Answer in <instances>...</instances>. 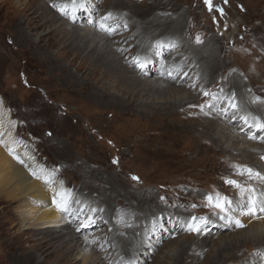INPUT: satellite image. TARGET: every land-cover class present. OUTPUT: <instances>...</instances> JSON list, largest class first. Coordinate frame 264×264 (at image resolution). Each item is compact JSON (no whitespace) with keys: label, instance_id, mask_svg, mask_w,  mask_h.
Masks as SVG:
<instances>
[{"label":"rangeland","instance_id":"374dc122","mask_svg":"<svg viewBox=\"0 0 264 264\" xmlns=\"http://www.w3.org/2000/svg\"><path fill=\"white\" fill-rule=\"evenodd\" d=\"M42 1L44 6L49 7L48 9L55 10L51 0ZM68 1L80 2L81 0ZM84 1L82 7H77L79 10L82 9L80 14L75 8L70 10L67 0L64 1L66 3L64 7L56 8L60 13L63 10L64 16H59L60 20L70 16L69 29L78 27L99 31L101 24L109 27L112 21V24L115 22L112 29L114 31L119 29L123 37H128L134 32L130 27L122 31L121 23L128 24L123 16L118 17L119 19L109 17L113 12L111 7L117 0ZM148 1L152 2L136 0L139 3ZM127 2L131 1L127 0ZM25 4L26 0H0V109H2L0 114L4 113L7 123L4 119L3 123L5 122L8 127L5 128L2 125L0 134L5 135L11 131L15 138L17 137L25 144L34 158L29 165L35 163V166L32 165L28 170L41 165L43 171H48L45 176L53 180L55 192L62 193L57 205H63L61 207L63 221L67 218L66 213L70 214L73 210H75L73 215L78 219L76 223L71 222L70 226L74 224L73 228L76 229L83 228L81 221L89 210L98 218L79 235V239L84 240L82 251L87 254L92 251L98 259L102 255V251L97 250L93 243H89L88 238L91 237L98 247L101 246L98 238L104 233H111L112 229V223L109 225V218L111 220L112 217H108L107 211L113 213L115 209L129 206L125 192L144 194L150 191L153 200L160 203L167 213L173 215L171 218L168 214H151V219L154 218L156 223L151 220L153 226L149 230L151 233L147 235L150 243H147L142 250L136 251L139 262L140 260L142 262L140 258L146 259V256H149L146 252L155 251L153 254L158 255L159 263L162 261L163 264H171L172 260L166 257L168 253L176 254V251L180 250L181 243L185 242L189 245L194 237L211 236L212 241H223L222 235H228L230 239L242 236L241 233L238 235L234 233L238 230L250 233L251 221L264 217V212L259 208V206L264 207V179L261 178V174H264V154L260 157H249L247 154L251 148L259 146L260 143L264 146L263 132L259 133L250 127L241 134L224 133L221 140L225 147L218 149L220 147L216 148L214 142L208 140L200 131V129L203 130L202 127L197 126L199 133L188 127L191 126L189 121L204 125L203 121L198 120L197 115L190 117L202 107H205L207 111L208 109L220 110V106L213 108L210 105L208 96L223 91L221 86L228 85V79L232 75L240 77L247 95L252 97L250 100L260 104L264 116V0H209V3L205 0H163L158 8L159 12L155 14L161 12L168 17L174 18L176 15L180 17L181 39L184 43L194 48H201L209 43L210 49L214 48L220 69L210 77L207 74L204 86L198 84L196 61H191L188 67L194 71L193 81L197 83V86L193 84L191 78L187 77L184 81L187 82L188 87L182 95L195 96L192 104L173 110L168 108L160 112L150 109L143 112L136 105L125 109L123 106L111 104L106 99L104 102L93 100L91 83L96 81L92 78L93 75L78 72L75 78H68L62 71L57 70L58 67L54 68L55 63L58 64L57 66H68V58L58 55L61 52L60 48L47 47L44 42L41 44L42 48L31 47L26 44V40L20 38L17 23L25 27L27 36L31 39L36 40L45 35L42 34L43 30L30 32L27 29L26 17L23 14ZM150 5L153 6L154 3ZM113 13H115L114 16L117 15L116 10ZM228 21L232 22L231 26L228 25ZM106 33L103 30L100 32L102 37ZM113 35L107 34L110 38ZM158 41L161 42V46L165 43L170 44V42ZM136 44L137 41L128 40L124 47L128 48ZM161 46L158 49L156 47V51L153 49L154 53L150 51L153 57L149 58L148 62L144 61V66L154 64L153 61L161 59V56L168 52L176 54L179 50L174 46H167V51H163ZM137 52L138 49H134L132 56L134 55L137 66H141L143 62H139L140 59L135 56L138 55ZM169 53L167 56L171 55ZM130 56L131 54L126 53L125 58L129 59ZM74 65L70 66L73 72L77 63ZM164 71L167 76H170L171 72ZM177 77L179 76L174 77L176 81L184 83ZM229 80L233 82L234 78ZM111 82V79H102L99 89L111 88V92L114 90L120 95V92L112 89ZM95 87L98 88L94 85ZM221 94L225 96L223 92ZM123 98L127 100L126 96ZM150 99L155 100L153 103L155 102L154 104L158 106L162 101L157 100L154 95ZM166 99L170 101L172 98L167 96ZM225 101H227L226 98ZM238 110L233 109L241 113V110ZM202 112L208 115L205 110ZM221 117L225 118V114L222 113ZM254 121L262 124L258 120ZM262 130L264 131L263 128ZM248 169L252 170L251 174ZM257 173L259 175H256ZM134 177L136 179H133ZM228 181H235L236 184H230ZM107 183L115 186L117 196L110 195V201H106L105 209L103 201L97 198L98 193L95 192L91 199L87 198L86 194L92 192L97 186L98 188L108 186ZM84 188L86 191L81 193ZM257 188L259 190L255 195L253 194L256 198L251 200L250 197ZM210 196L211 203L208 199ZM217 199L223 204V211L215 207ZM253 202L255 212L248 214V208L253 205ZM16 207L17 203L6 201L0 194V264H10L2 245L6 240L13 239V245H22L26 250L32 248L31 243L26 241L32 233L31 230L19 225L16 226L17 228H11L12 222L9 216L17 210ZM101 207L105 210V214ZM179 213H183L185 217L180 218L174 215ZM208 217L222 219L225 224H229L230 221L234 226L227 224L226 227L229 229H224L220 233L210 223L202 222L206 225H198L201 234L196 232L197 234L193 235L191 232L193 224H198ZM164 218H166L165 221H163ZM237 220L243 226H237L235 223ZM174 228H177V232L171 233ZM160 231H164V235L157 241L152 240L151 237L158 236L156 233ZM106 242L104 241L103 244ZM169 242L172 244L168 245ZM255 250V248L244 247L234 259L226 260L229 261L226 264H236L240 261L238 256L243 254L249 255L250 264L264 263V252L258 253ZM207 252L206 248L200 252V261L197 264H200ZM188 253L183 256L186 257ZM257 253L262 255L261 261L253 258ZM42 260L43 256L37 254L35 261ZM56 262L57 259L51 257L50 261L43 264ZM77 264H80V260Z\"/></svg>","mask_w":264,"mask_h":264},{"label":"bare ground","instance_id":"6f19581e","mask_svg":"<svg viewBox=\"0 0 264 264\" xmlns=\"http://www.w3.org/2000/svg\"><path fill=\"white\" fill-rule=\"evenodd\" d=\"M64 1L65 0H51L50 2L53 3L52 7H55V10H51L48 9L49 7L47 8L44 6L42 0H26V4L23 8V14L26 17L27 29L30 32L34 30H43L42 34L45 35L42 37H39L36 40L31 39L29 36H27L28 32L26 31L25 27L22 26V24L17 23L16 26L18 27L20 38L26 40V44L29 46L41 47V44L44 42V45L47 47L57 46L60 48L61 52L58 55L63 58H68V66H57L58 64L55 63L54 68L56 69V67H58L57 70L62 71L63 74L68 78H75L77 75L76 73L78 72L89 76L93 75L92 78L96 81L91 83V91L93 92V100L95 101L104 102L106 99L110 101L111 104L123 106L125 109L136 105L140 107L143 112L148 109L158 112L167 110L168 108L169 110H173L178 109L186 104L190 106L192 104V99L195 98V96L188 94L182 95L188 87L187 82L184 80L189 77L191 78V81H193L194 77V71L188 67V64L191 61H196V70L198 71L197 76L199 79L198 84H202L204 86L206 83L205 81L207 80V74H209L210 77L211 74L215 75L217 70L220 69L215 57L214 48L210 49L209 43L201 48H194L189 44L184 43V41L181 39L182 34L180 30L182 28V23L180 17H176L177 15L174 18L172 16L168 17L162 15L161 12L155 14V12H159L160 9L158 8L162 5L163 0H151L152 2L148 1L147 3H139L136 2V0H134V2L133 0H128L131 1L130 3L127 2V0H117L116 4L111 7L113 12L116 10L117 15L114 16L115 13L112 12L111 16L108 14L107 16H113L115 18H120L123 16L124 21L128 22V24L121 23L120 26L122 31L127 27H130L131 30L134 31L128 37H123L122 34L119 33V29L114 31L112 26H114L115 22L112 24V21L111 26L109 27H98L101 31L103 30L107 32L103 37L101 36L102 34H100L101 31L99 30V32L97 29H80L78 27L69 29L70 16H65L64 19L66 20H60L59 16H64L63 10L62 13H60L57 12L58 9H56L59 6H65L66 3ZM67 2L70 10L71 8H75L78 14H80L79 12L82 11V9L79 10L77 7H82L85 3L84 0H81L80 2H69L67 0ZM150 3H154V5H150ZM88 9H90V7H88ZM231 24L232 22L228 21V25L231 26ZM45 29L47 30L45 31ZM107 34L114 35L110 38V35L107 36ZM128 40H130V42L137 41V44L125 48L124 45L128 43ZM158 40L170 42V44L165 43L163 46H161L162 44ZM160 46L162 47L163 51H167V46H174L179 50L176 52V54L174 52L172 54L168 52L171 55L167 56L168 53H166L165 55L161 56V59L158 58L156 61H153L154 64H148L147 66H144V61H147L149 58L153 57V54H151L150 51L153 49L156 51L158 48H160ZM134 49H138V55L135 56H138L140 59L139 62H143L141 66H137L135 63L136 60H134L133 57L134 55L132 56ZM126 53L131 54V58H129L130 60L125 58ZM76 63V69L75 72H73L70 69V66ZM164 70L171 72L170 76H167V73ZM176 76H179L177 77L180 79L179 81H184V83L181 84L178 82V80L176 81V78H174ZM172 78L174 81H171L173 80ZM230 78H234V81L232 82L229 80ZM230 78L228 79V85L225 84L221 86L223 89L221 92H223L225 95L224 97L221 92H218V94L216 93V96H208V102L213 108L220 106V110L217 109L219 112L213 109H208L207 111L205 107H202L195 113L192 112L193 114L190 115V117H195V115H197V118H199L198 120L200 122L203 121L204 125H201L196 121L191 122L188 120L191 124V126L188 128H191V130L193 129L192 131L198 132L199 130H197V126L202 127L203 130L200 129V131L204 133L203 135L206 136L208 140L214 142L216 148L219 146L220 148L218 149L225 147V144L221 140V137L224 136V133L230 135L241 134L243 131L251 127L252 130H257L259 133L262 131L264 135L262 128L258 127L259 123L254 121L258 120L264 124V116L262 115L260 104L250 100L251 95L250 97L247 95L244 85H242L238 75H232ZM102 79H111V83H113L112 89H115L121 94H116L117 92L114 90V92H111V88L107 87L99 89ZM193 84L197 86V83L194 81ZM94 85L98 86V88H94ZM153 95L157 100H162L159 106L155 105V102L153 103L155 100L150 99V97ZM123 96H126L127 100L124 99ZM167 96L172 99L168 101L166 99ZM225 98L229 102L225 101ZM137 100H139L138 103ZM234 108L241 110V113L233 111ZM1 110L2 109H0V111ZM180 110H182V108ZM204 110L206 113H208V115H205V113L202 112ZM221 111L223 114H225V118L221 117ZM227 115L229 116L227 117ZM241 115H243V117H241ZM248 115L250 117H248ZM3 119L5 120L6 118L4 117V113L1 112L0 132L1 128H3L2 125L5 126V128H8L5 124L7 121L5 120L3 123ZM234 126L236 127L234 128ZM151 138L152 137H150V139ZM20 142L21 141L18 140L17 137L15 138L13 136L11 131L5 135L0 134V194L5 197L6 201H13L17 203V210L14 213H11L9 216V219L12 222L11 228H15L19 225L31 230L32 233L28 238H26V241L31 243L32 248L30 250H26V248H23L22 245H13V239L6 240L2 245L4 247V252L7 256L8 263L43 264L44 262L50 261L52 257L53 259H57L55 264H77V261L79 260L80 264H137V260L138 264H163L162 261L159 263L157 260L158 255L153 254L155 251H152L151 253L146 252L149 256H146V259L140 258L142 259L143 263L141 260L139 262V259L136 257V251L142 250V248L146 246L147 243H150V241L147 240V235L151 233L149 230L153 226L152 221L153 223H156L154 218L151 219L152 215L160 213L171 216V213H167L165 208L160 203L153 200L152 192L147 191L144 194L125 192L124 195H126L129 201V206L125 205L119 210L115 209L113 213H110L109 210L107 211L108 217H112L111 220L109 218V225L112 223L111 233H104L102 237L98 238L101 244L100 247H98L96 242L94 243V240L91 237L88 238L89 243H93L96 249L98 248L97 250L102 251L101 256H99L98 253V255L96 254L99 256L98 259L92 251L90 254L84 253L82 251L84 240L82 241L79 239V235L84 233V230L88 229L89 224L93 221H97L98 218H96L95 214H92V212L89 210L88 214H85L84 219L82 218L83 221L81 222L83 223V228L76 229L73 228L74 224L70 226L71 222L76 223L78 219H76V216L73 215L75 213V210H73L70 214L66 213L67 218H65L63 221L61 215L63 214V211H61L62 208L57 206V201L62 196L61 191H58L57 193L55 192L53 180L51 178L48 179L45 176L48 171H43L41 165L35 167L33 170H28V168H31V166L35 164L31 163L29 165L30 161H34V158L31 155V152H29L25 147V144ZM251 149L247 154L249 157H260L264 154V146H262L261 143L259 146L253 147ZM21 161H23V163H21ZM262 175L264 174H261V178L263 177ZM45 181H47V183ZM84 186H86V184ZM98 187L99 186H97V188ZM114 187V185L108 184V186L105 185L102 186V188H93L92 192H88L89 194H86L87 198L91 199L95 192L98 193L97 198L101 202L103 201L106 209V201H110V195H114V197L117 196V192ZM111 188L113 189L110 191ZM258 190L259 189L257 188L256 191L252 193L251 197L249 196L251 200L256 198L254 195ZM84 191H86V188H84L81 193H84ZM54 198L56 203L53 202ZM261 207L262 206H259L260 209ZM102 210L104 209L102 208ZM105 213L106 212L104 210V214ZM174 215H177L180 218L184 216L183 213ZM166 218H164L163 221H165ZM202 222L210 223V225H212V227H214L216 231L220 233L224 229H229L226 227L228 223L225 224V222L223 223L222 219L219 220L213 217H208L204 221L201 220L200 223L193 224V227L198 226L199 224H204ZM228 225L234 226V224L230 221ZM250 228V233L244 232V230L236 231L234 229L236 231L234 233H237L236 235L241 233L240 235L242 236H236L233 239H230L231 237L228 238V235H222V237L219 236V238H223V241H212L211 239L213 238H211V236L202 238L194 237L190 242L191 244L189 245H186L185 242L182 241L183 243L180 245V250L176 251V254L168 253L166 257L168 260H172L171 264H197L200 261V252L206 248L208 252L200 264H220L221 262V264H226L229 262L226 260H231L232 258L234 259V257L239 255L237 253H240V250L244 247H250V249L255 248L256 252L263 253L264 217L263 219L261 218L256 221L252 220ZM174 231L177 232V228L172 229L171 233H175ZM199 231L191 230L193 235ZM156 234L158 236L151 237L154 241H157L160 236L162 237V235H164V231L157 232ZM198 234L201 233L199 232ZM104 241L107 242L103 244ZM171 244L172 242H169L168 245ZM168 245H166V247ZM152 247L155 246L152 245ZM187 251H190V253ZM186 253L189 255L184 257L183 255ZM258 253L255 254L253 258L255 257V260L261 261L262 255H259ZM37 254L43 256L42 261H35ZM248 256V254L238 256L240 258L237 259L240 261L236 262V264H250ZM259 264L264 263L260 262Z\"/></svg>","mask_w":264,"mask_h":264},{"label":"snow or ice","instance_id":"6c2138e0","mask_svg":"<svg viewBox=\"0 0 264 264\" xmlns=\"http://www.w3.org/2000/svg\"><path fill=\"white\" fill-rule=\"evenodd\" d=\"M205 2H206V3H209V0H205ZM101 28H104V25H103V24H101ZM197 39H199V38H197ZM258 127L264 128V124H258ZM21 163H23V161H21ZM248 171H249V173L251 174V171H252V170H251V169H248ZM256 175H259V174L257 173ZM133 179H136V178L134 177ZM262 179H264V177H262ZM45 182L47 183V181H45ZM228 183H230V184H234V185L236 184L235 181H228ZM236 186L239 187V185H236ZM61 195H62V194H61ZM208 199H209V202L211 203V202H212V197L210 196V197H208ZM53 202L56 203L55 198L53 199ZM229 203H230V202H229ZM57 206H58V207H63V205H61V204H58ZM215 207L220 208L221 211L224 210V208H223V204H221V203L219 202V199H217V202H216V204H215ZM260 210H261L262 212H264V207H261ZM254 212H255V206H254V202H253V205L250 206V207L248 208V214H254ZM194 219H195V218H194ZM235 223L237 224V226H243V225L240 224V221H239V220L235 221ZM191 230H192V231H199V226L192 227Z\"/></svg>","mask_w":264,"mask_h":264}]
</instances>
